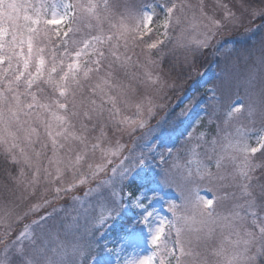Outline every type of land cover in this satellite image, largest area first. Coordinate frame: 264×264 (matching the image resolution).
I'll return each mask as SVG.
<instances>
[{
	"label": "snow or ice",
	"instance_id": "6c2138e0",
	"mask_svg": "<svg viewBox=\"0 0 264 264\" xmlns=\"http://www.w3.org/2000/svg\"><path fill=\"white\" fill-rule=\"evenodd\" d=\"M240 30L264 70V0H0V264H264V71L226 68L209 123L164 146L192 107L169 111L165 50L187 64Z\"/></svg>",
	"mask_w": 264,
	"mask_h": 264
},
{
	"label": "rangeland",
	"instance_id": "374dc122",
	"mask_svg": "<svg viewBox=\"0 0 264 264\" xmlns=\"http://www.w3.org/2000/svg\"><path fill=\"white\" fill-rule=\"evenodd\" d=\"M253 31H255V30L253 29ZM248 33L243 32L242 34L237 35L236 37H238V39L239 38L244 39L246 36H248ZM249 34H251V33H249ZM249 37L251 38L250 40H251L252 44L256 45L258 43L259 35L253 36L251 34V36H249ZM224 40H228L229 45L231 47L230 51L225 49ZM254 45H251L250 48L253 49ZM236 48L237 47L234 43V39L230 33L228 36L221 38L220 42L215 47V49L217 51L222 52V53H220L219 56H220V60L224 61L223 63H233L234 65L238 64V61H236V60H237L238 55L240 54V51ZM248 49H249V47H248ZM243 55L244 56L246 55L245 52ZM244 60H246V59L244 57H242L240 59L239 65L235 67L238 69L235 71L234 70L231 71L230 75H231V78L233 79V81H235V80L243 81L246 77L249 76L250 73H259L260 71H264V70H261L259 68V66L253 67V65H250L248 69L245 68V65H243ZM215 64L216 63H213V65H211V67H209L201 75V77L199 79L200 87H206L207 96L202 97L201 93H197L193 96L192 95L187 96V94H186L185 96H183L179 100V102L183 101V103L181 104L182 105L181 109H183L186 105H189L191 103L192 107L190 109V114L186 118H183L182 121L179 123L175 119L171 120L170 126H174V124L176 123L178 128L175 131H173V130L169 131V133H168L169 138L164 145L165 147L180 143L184 138V136H182L181 133L186 134V130H189L190 126L194 125L196 120L205 119V124L209 123L207 121L206 117H207V114L211 111L212 104L214 102L212 97H211V93L209 90L213 86L212 79H213V76H214L215 71H216V65ZM237 92L238 91L234 87L232 94L230 93L231 97L230 96L224 97L223 101L236 100V102H240L238 97H242V90H240L239 95H236ZM232 97H233V99H232ZM216 99L221 102L220 94H218ZM180 110H179V112H180ZM179 112H176V113H179ZM205 131H207V130L205 129ZM153 166H155L154 163L152 164V167ZM152 188L155 190V193H154L155 198L150 201L148 210L154 212V215H155V217L153 218L154 221L158 222L162 218H168L169 219L170 213L167 211V204L169 201H172V200L177 201L178 194L176 193L174 188H169L167 185L163 186V184H159V185L153 184ZM145 191H147V190H145ZM77 194L82 195L83 193L81 192V193H77ZM199 194L202 196H210L211 195V193L208 191V189L205 186L199 187ZM149 195L151 196L152 193H149ZM71 207H72L71 197H68L65 200H62L58 204H56V208L58 211L60 209H67L70 211ZM49 211H51V209H49ZM136 211H141V210L138 209ZM59 214H60V216L64 215V213L62 211H60ZM128 215H132V213L129 212ZM117 231H118V228H117ZM105 232H107V230H105ZM101 234H104V232H102ZM106 238L109 242V247H115L117 250H119V248L123 244V241L116 234V232L107 233Z\"/></svg>",
	"mask_w": 264,
	"mask_h": 264
},
{
	"label": "trees",
	"instance_id": "16d2710c",
	"mask_svg": "<svg viewBox=\"0 0 264 264\" xmlns=\"http://www.w3.org/2000/svg\"><path fill=\"white\" fill-rule=\"evenodd\" d=\"M191 3L196 4L198 0H190ZM209 2H214V0H209ZM257 26H259V22L257 21ZM255 30V29H254ZM243 33V30H240L238 32H232L230 33L234 39V43L236 45V49L240 51V54L237 57L238 64L234 65L233 63H223L224 61L220 60V53L215 48L214 49H208L204 51L202 54L198 55L194 58L193 61H189L187 64L183 62L182 55L173 56L170 53H167V49L165 50L166 55L163 58V68L165 71L170 72L178 81L180 87L177 90L175 94V98L171 102V106L169 108V111L172 112L174 109L175 112H179V110L182 107V102H179V100L187 94V96H193L197 93H201L202 97L207 96L206 87H200L199 79L201 75L209 68L213 63H216V71L212 79L213 85H220L221 81L224 79V70L227 68L229 72L231 73L232 70H237L238 68H235L239 65L240 59L242 57L245 58L243 55L244 52L247 54L252 49L250 48L251 45H254L251 43V32L248 33V36H246L244 39L236 37L237 35H240ZM249 47V49H248ZM244 49V50H243ZM243 65H245V68H249L250 65H253V61L251 60H244ZM212 86V85H211ZM233 88H230L226 91H223L221 96V102L224 104H227L229 101H223L224 97H231L230 93L232 94ZM240 91L236 93V95H239ZM233 99V97H232ZM185 100V99H184ZM170 130H177V124L175 123L174 126L169 125ZM207 130V128H206ZM155 164V163H154ZM153 168L158 172L159 169L156 168V165L153 166ZM166 186V185H163ZM202 187V186H200ZM176 191V190H175ZM178 194L177 201L179 199V193ZM169 219H171V213L169 214ZM174 236V231L171 234Z\"/></svg>",
	"mask_w": 264,
	"mask_h": 264
}]
</instances>
